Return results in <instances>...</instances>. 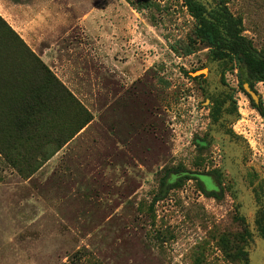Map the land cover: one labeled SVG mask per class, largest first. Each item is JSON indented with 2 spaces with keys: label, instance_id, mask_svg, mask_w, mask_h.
I'll use <instances>...</instances> for the list:
<instances>
[{
  "label": "rangeland",
  "instance_id": "obj_1",
  "mask_svg": "<svg viewBox=\"0 0 264 264\" xmlns=\"http://www.w3.org/2000/svg\"><path fill=\"white\" fill-rule=\"evenodd\" d=\"M199 1L264 52V0ZM26 48L91 114L57 149L7 124ZM223 67L183 0H0V264H264V83Z\"/></svg>",
  "mask_w": 264,
  "mask_h": 264
},
{
  "label": "trees",
  "instance_id": "obj_2",
  "mask_svg": "<svg viewBox=\"0 0 264 264\" xmlns=\"http://www.w3.org/2000/svg\"><path fill=\"white\" fill-rule=\"evenodd\" d=\"M183 4L194 19L197 39L208 48L212 59L223 63L222 71L236 69L241 89L244 83L250 88L257 82L264 83V52L257 50L242 34L240 18L233 16L222 3L208 7L199 0H183ZM26 50L28 60L21 62L23 73L13 79L12 89L17 91L19 101L11 104V109H5L11 118L7 124L11 123V134H51L57 149L91 120V114L38 56ZM63 104L69 106L71 113L62 111ZM57 122L61 126L70 125L63 137L54 131ZM203 177H210L215 186L208 188ZM188 179L195 180L205 195L221 196L216 170L199 172L182 165L166 171L161 180L162 191ZM261 218L264 219V211ZM263 227L260 228L262 236ZM236 255L240 264H250L244 248L238 249Z\"/></svg>",
  "mask_w": 264,
  "mask_h": 264
},
{
  "label": "water",
  "instance_id": "obj_3",
  "mask_svg": "<svg viewBox=\"0 0 264 264\" xmlns=\"http://www.w3.org/2000/svg\"><path fill=\"white\" fill-rule=\"evenodd\" d=\"M243 85H244L245 89L247 90V92H249V94L251 95V97L255 99L256 96H255V94L252 91L249 90L248 84L244 83Z\"/></svg>",
  "mask_w": 264,
  "mask_h": 264
}]
</instances>
